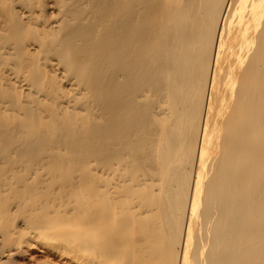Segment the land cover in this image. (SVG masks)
<instances>
[{"label":"bare ground","instance_id":"1","mask_svg":"<svg viewBox=\"0 0 264 264\" xmlns=\"http://www.w3.org/2000/svg\"><path fill=\"white\" fill-rule=\"evenodd\" d=\"M0 264H264V0H0Z\"/></svg>","mask_w":264,"mask_h":264}]
</instances>
